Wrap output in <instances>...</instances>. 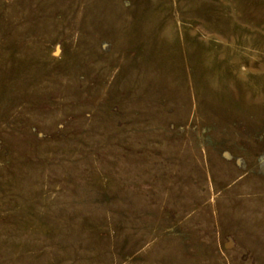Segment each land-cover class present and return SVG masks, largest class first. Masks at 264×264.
I'll return each instance as SVG.
<instances>
[{"label": "rangeland", "instance_id": "374dc122", "mask_svg": "<svg viewBox=\"0 0 264 264\" xmlns=\"http://www.w3.org/2000/svg\"><path fill=\"white\" fill-rule=\"evenodd\" d=\"M0 264H264V0H0Z\"/></svg>", "mask_w": 264, "mask_h": 264}]
</instances>
